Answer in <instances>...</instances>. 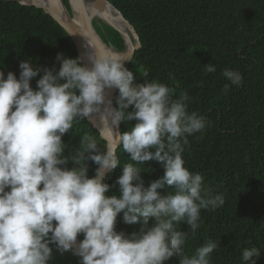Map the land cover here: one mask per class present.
<instances>
[{
	"label": "clouds",
	"instance_id": "obj_1",
	"mask_svg": "<svg viewBox=\"0 0 264 264\" xmlns=\"http://www.w3.org/2000/svg\"><path fill=\"white\" fill-rule=\"evenodd\" d=\"M87 59L57 53L58 69L24 59L19 78L0 70V264H49L52 245L71 250L79 264H165L174 255L179 264H211L217 243L208 239L186 255L188 231L179 227L195 234L201 210L224 204L183 159L187 137L203 132L208 121L188 110L187 92L176 98L156 79L137 81L120 56L89 52ZM205 71L216 68L208 63ZM41 72L34 88L31 80ZM222 75L231 85L242 83L237 70L225 68ZM113 88L115 107L108 98ZM93 116L100 139L122 123L131 127L119 132L116 144L82 135L78 150L65 155L62 137L78 118ZM118 145L130 162L118 159ZM89 161L96 165L91 176ZM149 161L159 163L163 175L145 186L138 165ZM118 165L121 173L110 185L105 175ZM121 213L139 229L118 231ZM260 255L245 247L241 258L256 264Z\"/></svg>",
	"mask_w": 264,
	"mask_h": 264
},
{
	"label": "trees",
	"instance_id": "obj_2",
	"mask_svg": "<svg viewBox=\"0 0 264 264\" xmlns=\"http://www.w3.org/2000/svg\"><path fill=\"white\" fill-rule=\"evenodd\" d=\"M63 1L70 14L68 0ZM108 1L139 36L141 46L126 65L137 81L156 79L172 89L176 98L187 92L188 110L208 121L203 132L187 137L183 159L185 167L202 175L205 189L223 196L224 204L201 210L195 234L187 225H179L188 231L185 254L190 256L212 239L217 248L211 264H245L241 258L245 247L260 249L256 264H264V0ZM95 22L106 43L119 51L125 48L118 31ZM57 53L78 57L76 44L63 27L42 9L0 0V70L5 75L13 71L19 78V62L24 59H31L33 67L58 69ZM208 63L215 66L214 73L205 71ZM225 68L241 73L240 86L223 77ZM42 74L32 78L34 88ZM117 94L118 90L114 107ZM130 127L131 122L120 124L121 131ZM85 134L105 143L86 118H78L73 130L62 137L65 155L78 150ZM116 151L121 163L130 162L122 146ZM88 163L89 175H94L96 165ZM138 167L145 186L163 175L156 161ZM120 173L118 165L105 181L113 185ZM122 215L117 218L118 231L139 229L138 224H125ZM52 249L49 264H79L71 250L61 253L55 245ZM165 264H179V257L174 255Z\"/></svg>",
	"mask_w": 264,
	"mask_h": 264
},
{
	"label": "water",
	"instance_id": "obj_3",
	"mask_svg": "<svg viewBox=\"0 0 264 264\" xmlns=\"http://www.w3.org/2000/svg\"><path fill=\"white\" fill-rule=\"evenodd\" d=\"M12 1H17L20 4L27 6H35L39 9H42L44 13L50 15L71 36V38L76 44L78 50V57H80L85 64L89 63L87 59L89 50L92 55L116 54L120 56L123 60H125L126 66L129 63L134 52L141 46L139 36L132 24L123 15H121L120 11L116 7H114L108 0H93L94 5L92 9L87 8L83 0H68L71 15L67 13V8L63 0H61L60 7L57 6L55 0H28L27 2L25 0ZM106 4H109L116 11L115 13L119 15L120 18H122L124 22L131 28L132 46L129 49L128 43L130 38L128 39L126 34L121 29L116 27L114 24L105 21L101 16L100 18H96V16H98L97 13H99L105 7ZM74 11H76L80 15L79 22L75 20ZM94 20H96L99 24L105 23L114 28L116 31H118L123 37L125 48L122 51H119L114 46L106 43L95 29L93 25ZM86 43L89 44V49L86 48ZM116 91L117 89L115 88L108 90V98L112 101L116 94ZM86 119L92 124L94 128L97 129V132L99 134L97 127L98 118L93 116L86 117ZM119 132H122L120 125L118 131L115 134H112L110 137H106L103 140L105 142L107 141L109 143L116 144L118 141ZM109 173L110 171L106 173L105 178ZM79 240L80 239L78 238V241Z\"/></svg>",
	"mask_w": 264,
	"mask_h": 264
},
{
	"label": "bare ground",
	"instance_id": "obj_4",
	"mask_svg": "<svg viewBox=\"0 0 264 264\" xmlns=\"http://www.w3.org/2000/svg\"><path fill=\"white\" fill-rule=\"evenodd\" d=\"M26 2L28 0H25ZM85 6H87V8L92 9L93 7V0H83ZM57 6H61V0H55ZM63 8V6H62ZM64 10V8H63ZM116 11L109 5L106 4L105 7L99 12L97 13L98 16H96L97 18H100V16L107 22L114 24L116 27H118L119 29H121L127 36V38L129 39V43H128V49L132 46V39H131V28L124 22V20L122 18H120L119 15H117L115 13ZM75 14V20L76 21H80V15L74 11ZM86 48L89 49L90 46L88 43H86ZM89 53V50H88ZM118 131V130H117ZM117 131H114L112 134H115Z\"/></svg>",
	"mask_w": 264,
	"mask_h": 264
},
{
	"label": "rangeland",
	"instance_id": "obj_5",
	"mask_svg": "<svg viewBox=\"0 0 264 264\" xmlns=\"http://www.w3.org/2000/svg\"><path fill=\"white\" fill-rule=\"evenodd\" d=\"M96 18H97V17H96ZM95 24H96V25H98V23H97V22H95Z\"/></svg>",
	"mask_w": 264,
	"mask_h": 264
}]
</instances>
